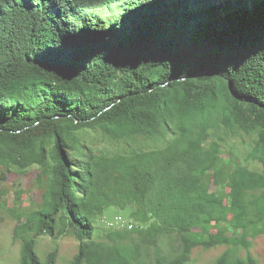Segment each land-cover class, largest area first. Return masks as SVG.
Listing matches in <instances>:
<instances>
[{
	"label": "trees",
	"instance_id": "1",
	"mask_svg": "<svg viewBox=\"0 0 264 264\" xmlns=\"http://www.w3.org/2000/svg\"><path fill=\"white\" fill-rule=\"evenodd\" d=\"M14 1L38 12L48 34L28 41L0 22V179L9 164L23 172L53 162L42 202L14 229L22 264L56 263L57 251L42 261L27 233L75 235L74 264H136L133 249L93 238L94 218L112 205L135 207L142 238L181 235L180 255L155 264H187L196 246L248 248L264 232V191L249 196L264 188V170L235 167L207 142L218 124L256 133L249 158L264 166V0ZM111 6L118 19L94 18ZM162 126L179 133L130 153L95 154L79 136ZM215 264L259 262L225 251Z\"/></svg>",
	"mask_w": 264,
	"mask_h": 264
},
{
	"label": "rangeland",
	"instance_id": "2",
	"mask_svg": "<svg viewBox=\"0 0 264 264\" xmlns=\"http://www.w3.org/2000/svg\"><path fill=\"white\" fill-rule=\"evenodd\" d=\"M117 9L118 6L97 9L93 12L94 18H100L109 25L112 20L120 17L116 12ZM38 15L36 11L23 9L14 0H0V22L25 36L28 41H31V35L34 33L41 35L43 41L46 40L48 30L42 26ZM34 17L37 19L35 20ZM34 38L36 39V36ZM178 133L179 129L175 126L171 129L162 126L154 135L138 134L112 139L110 135L97 127L83 129L79 132V136L87 150L95 154H113L161 148L172 141ZM256 139V133L249 134L218 124L209 129L207 142L216 141L224 160L233 166H245L252 171L261 172L264 170L263 164L249 158ZM52 165L53 162L50 160L45 167L34 164L23 172L13 164L3 168L6 178L0 179V264H22L23 239L21 236H14V229L19 221H23L42 202L45 186L49 184L53 175ZM210 178L213 180L212 177ZM212 187L216 190L215 185ZM263 191L264 188L252 190L249 196L254 198ZM134 210V206L124 209L109 206L103 214L94 218V240L106 245H117L127 251L133 249L136 264H155L158 257H165L168 260L177 258L182 251L181 235L174 231L153 239L142 238L132 231V228L138 224L143 226L133 217ZM115 230L129 231L130 236L123 240L109 241L108 234ZM25 235L35 237L36 250L42 261H46L49 254L56 250L55 264H74L80 245L75 235L64 234L60 237L35 233ZM225 251L241 257L251 253L259 264H264V232L252 238L248 248L235 245H217L210 248L196 246L192 249L187 264H215L217 257Z\"/></svg>",
	"mask_w": 264,
	"mask_h": 264
}]
</instances>
